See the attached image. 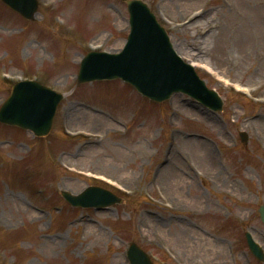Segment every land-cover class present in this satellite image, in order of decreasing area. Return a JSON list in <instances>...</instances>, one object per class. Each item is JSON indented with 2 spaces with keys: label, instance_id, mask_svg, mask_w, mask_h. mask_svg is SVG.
Returning a JSON list of instances; mask_svg holds the SVG:
<instances>
[{
  "label": "rangeland",
  "instance_id": "1",
  "mask_svg": "<svg viewBox=\"0 0 264 264\" xmlns=\"http://www.w3.org/2000/svg\"><path fill=\"white\" fill-rule=\"evenodd\" d=\"M55 1L37 0L27 21L0 0V106L23 79L63 95L46 137L0 123V264H129L131 243L153 264H208L213 241L225 257L211 259L217 264H264L245 240L251 234L264 252L257 213L264 206V127L256 122L264 116V0H141L177 54L222 98L218 112L182 94L155 103L119 80L78 85L84 55L123 48L126 4ZM207 21L220 31L215 40L204 38ZM79 131L103 139L91 142ZM186 138L205 140L215 163L190 155ZM70 153L78 154L77 164ZM183 154L195 175L182 177L177 189L163 164ZM90 186L123 202L83 209L60 195Z\"/></svg>",
  "mask_w": 264,
  "mask_h": 264
},
{
  "label": "water",
  "instance_id": "2",
  "mask_svg": "<svg viewBox=\"0 0 264 264\" xmlns=\"http://www.w3.org/2000/svg\"><path fill=\"white\" fill-rule=\"evenodd\" d=\"M124 1L128 4L131 27L124 50L118 55L89 54L81 64L78 83L121 78L156 102L181 92L213 111L220 110V99L214 92L206 89L205 84L196 78L189 66L176 57L164 31L147 9L136 1ZM3 2L28 19L36 11L35 0ZM61 98L35 82L16 85L0 109V122L30 130L36 136L46 135ZM241 137L245 143V136L241 134ZM62 196L74 206L101 208L120 203L107 192L96 188H90L77 197L66 192H62ZM259 214L264 223V206L260 207ZM246 237L253 255L263 261L261 249L248 235ZM130 259L131 264H151L136 246L130 249Z\"/></svg>",
  "mask_w": 264,
  "mask_h": 264
},
{
  "label": "bare ground",
  "instance_id": "3",
  "mask_svg": "<svg viewBox=\"0 0 264 264\" xmlns=\"http://www.w3.org/2000/svg\"><path fill=\"white\" fill-rule=\"evenodd\" d=\"M51 1H52L53 4L56 3L55 0H51ZM94 12H96V11H94ZM195 18L196 17H193L191 19V21H193ZM94 21H95V19L91 18V22H94ZM206 25L208 27H211V28H210V30L205 29L206 30V34H205L204 38L205 37L206 38H213L215 40L217 37H219V32L220 31H219V29L217 27H212L213 24L211 22H209V21L206 22ZM183 51H184L185 54H187L191 58H194V59H198L199 58L198 57V53H194V51L192 49H183ZM259 57L260 58H264V53L263 54H259ZM83 110H84V112L80 111V113H84L85 116L86 117H90V119H92V118L96 119L97 117H99V116L95 115V113L91 109L84 108ZM259 117L260 118L256 119V122L257 123L262 122V124H263L262 126L264 127V116H259ZM97 119H102V118L99 117ZM259 119L262 120V121H260ZM93 134H96V133H93ZM93 136L97 137V134L93 135ZM88 140H90L91 142H96L93 137H90V139H88ZM183 142L185 143V145L187 146V148L189 150L190 149L193 150V154L191 153L190 155H194V156L199 157V159L201 161H205L207 164L215 163L214 153L210 150V148L208 146L209 144L205 140L200 139V138H186V139L183 140ZM115 151H117V150L114 149V150L108 152L106 154V158H107V156H109L111 154H114ZM69 159L71 160V162L73 164H77L78 163V161H77L78 160V154L70 153V158ZM60 160H62V159H60ZM73 166L75 168H77L75 165H73ZM209 167L213 168V171L215 172L216 166L210 165ZM163 169H164V175L163 176L166 177V178L169 177L171 181H174L175 185H177V189L181 188V186L184 184V181L182 180V177L191 178V176L195 175L194 167L190 163L189 156H187L186 154L180 155L177 159L174 158V157H170V158L166 159V161L163 164ZM72 171H75V169H72ZM221 177H222V173L218 174L215 179H219ZM182 182H183V184H182ZM173 183H172V185H173ZM173 187H176V186H173ZM4 204L7 205L8 204L7 201L2 203L1 206L4 205ZM16 214H17V212H16ZM140 223H142V222H140ZM145 228H146V226H145ZM179 232L181 233V231H179ZM198 233H199V231L196 230L194 232V236L202 239L200 236H198ZM206 244H208V242ZM215 245L217 246V243L215 241L209 242L208 246H209L210 249L207 250V253H208V259H210V260H209L208 264H217V261L211 260V259H214L216 257L217 258H219V257L225 258L223 256L224 253L222 252V249L220 247H219V249H217V251H213L212 247H215ZM218 264H220V263H218Z\"/></svg>",
  "mask_w": 264,
  "mask_h": 264
}]
</instances>
